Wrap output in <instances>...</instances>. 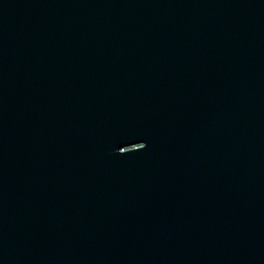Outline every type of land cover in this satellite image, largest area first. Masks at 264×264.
I'll return each instance as SVG.
<instances>
[{
    "label": "water",
    "instance_id": "95a60500",
    "mask_svg": "<svg viewBox=\"0 0 264 264\" xmlns=\"http://www.w3.org/2000/svg\"><path fill=\"white\" fill-rule=\"evenodd\" d=\"M0 210L264 264V0H0Z\"/></svg>",
    "mask_w": 264,
    "mask_h": 264
}]
</instances>
